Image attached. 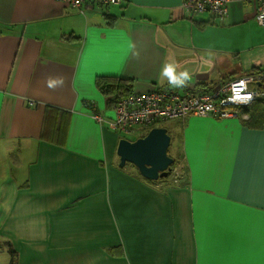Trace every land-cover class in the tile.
Wrapping results in <instances>:
<instances>
[{"label":"crops","instance_id":"0c3cea01","mask_svg":"<svg viewBox=\"0 0 264 264\" xmlns=\"http://www.w3.org/2000/svg\"><path fill=\"white\" fill-rule=\"evenodd\" d=\"M254 68L264 26L251 2L219 20L184 0H0V264L10 249L17 264H264V124L247 125L246 107L176 120L184 176L149 181L120 167L98 88L209 94Z\"/></svg>","mask_w":264,"mask_h":264},{"label":"built area","instance_id":"2783aa9c","mask_svg":"<svg viewBox=\"0 0 264 264\" xmlns=\"http://www.w3.org/2000/svg\"><path fill=\"white\" fill-rule=\"evenodd\" d=\"M62 1L74 8L83 9L93 3L110 7L121 4L124 0ZM234 2L254 3L256 20L258 24L264 26V0H184V7L192 16L209 12L215 18L223 20L228 16L229 6ZM263 84L264 79L261 75L251 74L235 79L209 94L199 90L180 92L170 87L145 93L133 92L114 104L115 118L107 121V126L112 131L127 136L134 133L136 129L151 128L154 125L169 120L184 119L190 115L216 119L238 117L240 107L249 106L256 99L264 97V91L260 89ZM174 181L176 182L177 179Z\"/></svg>","mask_w":264,"mask_h":264},{"label":"water","instance_id":"95a60500","mask_svg":"<svg viewBox=\"0 0 264 264\" xmlns=\"http://www.w3.org/2000/svg\"><path fill=\"white\" fill-rule=\"evenodd\" d=\"M170 146L171 136L163 127L153 128L145 137L136 141L123 138L117 150L120 167L130 163L149 181L168 178L175 163L168 153Z\"/></svg>","mask_w":264,"mask_h":264},{"label":"trees","instance_id":"16d2710c","mask_svg":"<svg viewBox=\"0 0 264 264\" xmlns=\"http://www.w3.org/2000/svg\"><path fill=\"white\" fill-rule=\"evenodd\" d=\"M121 4H118V5H121ZM118 5H112V6H118ZM263 72L264 71H260L258 68H254L253 70H251L250 73H248V75L259 74L264 79V73ZM132 82H133L132 80L123 79V78H112V79H108V80H106V78H100V81L98 83V88L103 95L112 97L110 99L109 105L114 106V104L118 100L126 97L127 95H129L131 93H133V91H132V88H133L132 84L133 83ZM260 89H262V91H264V84L260 87ZM189 90H192V89H189ZM246 108H247L246 112L250 116L249 119L245 121L247 123V125L257 127L259 125L264 124V97L256 99L252 104H250L249 106H246ZM152 128H154V126ZM44 129H45V127H44ZM168 153H169V151H168ZM175 162H178V161L175 160ZM177 165H178V163L176 165L174 163V165L172 166V170H174V168ZM171 175H172V172H171ZM173 181H174V179H173ZM9 253L11 256L10 264H17L15 252L12 249H10Z\"/></svg>","mask_w":264,"mask_h":264},{"label":"rangeland","instance_id":"374dc122","mask_svg":"<svg viewBox=\"0 0 264 264\" xmlns=\"http://www.w3.org/2000/svg\"><path fill=\"white\" fill-rule=\"evenodd\" d=\"M113 7V6H112ZM112 7H110V9L112 8ZM171 87L170 88H173L172 86L173 85H170ZM176 88H178L177 86H175ZM180 92H183V91H181L180 89H178ZM109 115L110 116H113V117H111L112 119H114L115 118V111L112 109L111 111L109 110ZM181 125V123L180 122H178V121H176V120H169V121H166V122H164L163 124H161V126H163L164 128H166V129H168V132L172 135V137L171 138H177V136L175 137V135L174 134H176L177 133V128L179 127ZM150 130V128H141V129H136V131L134 132V133H132L131 135H121V134H118V133H115L118 137V140L120 139V140H122L123 138L124 139H129V140H134V141H136L140 136H142V135H144V134H146V133H148V131ZM169 134V135H170ZM170 135V136H171ZM173 143H171V146H170V148H169V156L171 157V158H173L174 160L175 159H177V157H178V153H177V151H178V148H180L181 147V140H180V138L178 137V141H177V147H175V145H172ZM181 149V148H180ZM179 152V151H178ZM178 161V160H177ZM178 162H175V165L177 164ZM174 165V164H173ZM179 165V166H178ZM175 168H174V170H172V173H173V175H172V178L173 179H177V182L178 181H180L182 178H183V176H184V172H182V169H183V166L181 165L180 166V164H178ZM176 182V183H177Z\"/></svg>","mask_w":264,"mask_h":264},{"label":"clouds","instance_id":"9594fccd","mask_svg":"<svg viewBox=\"0 0 264 264\" xmlns=\"http://www.w3.org/2000/svg\"><path fill=\"white\" fill-rule=\"evenodd\" d=\"M173 74V68L170 65H166L164 70H163V75L166 77L170 78V82L173 83V85L175 86L176 83V79L175 77L172 75ZM57 83V81H50L49 82V86H54ZM62 83V81H61Z\"/></svg>","mask_w":264,"mask_h":264},{"label":"bare ground","instance_id":"6f19581e","mask_svg":"<svg viewBox=\"0 0 264 264\" xmlns=\"http://www.w3.org/2000/svg\"><path fill=\"white\" fill-rule=\"evenodd\" d=\"M164 123V122H163ZM154 128H156V126L154 127ZM164 128V127H163Z\"/></svg>","mask_w":264,"mask_h":264}]
</instances>
